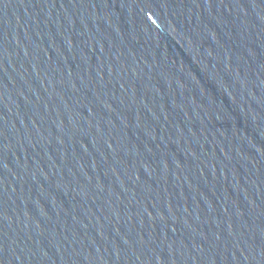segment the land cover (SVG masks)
<instances>
[{"label": "water", "instance_id": "1", "mask_svg": "<svg viewBox=\"0 0 264 264\" xmlns=\"http://www.w3.org/2000/svg\"><path fill=\"white\" fill-rule=\"evenodd\" d=\"M0 264H264V0H0Z\"/></svg>", "mask_w": 264, "mask_h": 264}]
</instances>
